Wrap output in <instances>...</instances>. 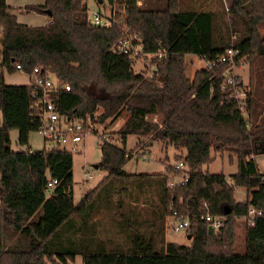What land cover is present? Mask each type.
Returning a JSON list of instances; mask_svg holds the SVG:
<instances>
[{"label":"trees","instance_id":"1","mask_svg":"<svg viewBox=\"0 0 264 264\" xmlns=\"http://www.w3.org/2000/svg\"><path fill=\"white\" fill-rule=\"evenodd\" d=\"M38 1L25 10L50 12V24L42 27L19 23L7 0H0V264H63L78 256L84 264H253L247 250L237 251L235 240L237 226L244 222L245 243L264 246V174L256 162L264 154V131L253 124L254 100L250 93L248 115H244L222 90L230 65L213 71L205 67L190 79L186 60L195 56L216 61L229 48L239 52L237 66L264 58V37L259 30L264 24V0H231L221 12L186 10L180 0H165L163 10L132 0L123 25L111 29L91 27L87 5L81 0ZM124 29L140 37L145 54L166 53L162 61L147 60L158 66L152 77L135 74L133 59L113 51ZM36 68L40 73L34 75ZM5 71L24 73L31 84L7 85ZM49 72L71 87L70 92L54 97L61 117L89 118L104 125L127 114L117 133L121 146L108 141L101 145L98 169L107 172V177L79 204L73 193L74 153L12 149V130L19 133V147L28 146L30 135L38 130L39 121L31 110L35 78L44 82ZM89 85L104 90L105 95L88 94ZM155 116L158 122L149 120ZM130 136L153 137L185 151L176 159L185 164L187 180L169 186L171 174L182 175L175 167L154 177L126 174L124 168L133 157L126 148ZM223 152L238 159V173L231 183L222 174L203 171L213 161L212 153ZM51 179L59 185L48 190ZM130 186L148 193L145 204L155 202L150 194L156 193L159 205L154 207L159 208H154L148 223L154 232L141 231L136 211L131 209L130 217L121 214L118 226L125 238L117 244L98 228L113 203L123 205L124 196H131ZM237 188L247 190L246 201L236 200ZM205 204L212 216L224 222L212 236L204 220ZM251 211L256 213L253 224L248 222ZM5 212L13 230L28 241L29 250L5 249ZM176 215L189 220L186 234L192 245L163 240L159 247L158 233H163L166 218Z\"/></svg>","mask_w":264,"mask_h":264},{"label":"rangeland","instance_id":"2","mask_svg":"<svg viewBox=\"0 0 264 264\" xmlns=\"http://www.w3.org/2000/svg\"><path fill=\"white\" fill-rule=\"evenodd\" d=\"M231 0H227L230 4ZM38 0H7L8 5L13 9V13L17 16L18 22L33 27L45 26L46 21L49 20V16L38 14L35 12H27L25 7L40 3ZM141 4L146 3L149 8L165 9L167 3L165 0H140ZM182 7L186 10L189 9V0H180ZM104 6L98 5L94 0H89L88 9L89 14L101 11L103 14L109 13L113 7L108 5V0H104ZM115 10L120 13V19L122 18V8L119 5H115ZM191 10V9H189ZM125 30V29H124ZM260 34L264 37V24L259 28ZM128 32V31H127ZM1 33V31H0ZM133 34V33H132ZM1 36V34H0ZM187 76L193 79L195 73L206 67L204 60L195 56H188L186 60ZM135 74L144 73L147 77L151 76L152 70L147 63L143 61H136L133 65ZM1 74V71H0ZM234 76L240 81L241 89L243 92L251 93L254 100L253 108V124L259 127V131H264V58H255L253 62L243 61L240 66H237L233 71ZM4 82L10 86H27L31 84V78L21 72L9 73L5 71ZM54 80V78H52ZM90 95L102 96L105 95V91L97 88L95 85H89L85 88ZM100 115L97 112L94 115L96 118ZM248 115V114H247ZM247 117V116H246ZM127 119V114L124 113L114 123L111 124V120L107 121L104 125L95 124L94 130L96 133L90 134L84 137V149L79 153H74V202L79 204L84 197L96 188L108 175L107 172L95 168L101 163V145L103 141L108 138L117 146H121L118 131L122 128ZM149 120L158 122L159 117H150ZM2 126V115L0 114V127ZM19 133L17 130L10 132V139L12 141V149L14 151H41L45 148V140L38 132H33L30 135L29 145L26 147H19L17 144ZM127 151L132 153V159L127 163L124 170L126 174L133 176H157L168 174V167H175L179 162L176 156L181 153L185 155V151H177L174 146L170 145L166 141L155 140L151 138L138 139L135 136H130L127 140ZM213 161L203 167L204 172H208L212 175H224L229 182H232V176L238 173V159L231 152L212 153ZM259 171L264 174V154L257 156L256 159ZM181 176L170 175V182L179 184L183 179V172ZM173 175V176H172ZM133 186H130L132 191L131 196L125 195L124 203H113V210L104 215L103 222L99 225L98 231L105 238H111L115 240L117 244H123L125 233L119 229V222L122 213H125L128 217L132 215V210L136 211V216L140 221L141 231L145 234H152L154 232L153 227H149L148 223L152 220L153 210L155 205H159L156 193L150 194V199L155 202H148V193L134 190ZM235 198L238 202H244L247 199V190L243 188H237L235 192ZM118 200V197L115 198ZM122 205V208L120 206ZM116 219V222L112 220ZM3 242L5 249L14 251L29 250L28 241L24 239L20 234L16 233L10 226L7 213L3 216ZM167 218L164 222L163 233H158V243L161 247L162 241L165 243H175L178 245L191 246L192 241L188 239L186 232L175 233L168 228ZM244 223V222H242ZM245 226L241 223L238 225L236 231L235 246L239 253L247 250L250 259L253 264H264V246L257 243L249 246V243H245ZM246 245V247H245ZM47 264H52L46 262ZM63 264H84L83 258L78 256L73 262L68 261Z\"/></svg>","mask_w":264,"mask_h":264},{"label":"built area","instance_id":"3","mask_svg":"<svg viewBox=\"0 0 264 264\" xmlns=\"http://www.w3.org/2000/svg\"><path fill=\"white\" fill-rule=\"evenodd\" d=\"M84 4L87 5L89 0H81ZM96 4L104 6V0L102 3H99L98 0H94ZM132 0H113V3L108 5L112 6L113 9L107 13L103 14L101 11L94 12L89 14L88 9V24L91 27H97L102 29H111L115 25H123L124 15L127 12V7L130 6ZM115 5H119L122 8V18L120 19V13L115 10ZM137 5H141L140 0L137 1ZM123 35L115 45L113 51L123 53L128 55L136 61H143L151 67L152 74L149 77L157 72L158 66L155 64H150L147 62L148 59H158L162 61L166 58V53L158 52L156 54H145L143 46L140 44L141 39L137 34H130L126 30H123ZM239 55V52L235 51L233 48H229L224 52V54L216 61H205L206 68L210 71L217 69L221 65H230V68L227 69L224 73L225 83L222 88L223 91L230 94V98L235 100L239 105L240 109L243 111L244 115L248 114L249 106L248 95L241 89L240 81L234 76L233 71L236 68V57ZM20 66H17L18 70ZM40 69L36 68L34 70V75L39 74ZM54 78V80H52ZM35 84L37 86L36 90L33 93V104L31 106L32 114L39 121L38 134L43 137L45 140L46 151H51L58 149L61 151L79 153L84 149V137L90 134L96 133L94 130L93 119L87 118L84 121H71L65 117H61L57 107L54 102V97L63 92H70L71 87L63 83L55 74L47 73L44 82H41L35 78ZM104 141L111 142L108 138ZM33 151L31 150L30 153ZM186 166L183 162H179L175 166V170L179 172H184ZM187 175V174H185ZM187 179L183 177L182 182L184 183ZM59 185L57 179H51L47 184V189L52 190ZM175 183L170 182V187L174 186ZM206 209V214L204 220L209 224V228L214 230V233H217L224 226V222L221 217H214L211 215L209 207L207 204L204 205ZM261 215L260 212L257 213ZM256 213L251 211L249 214L248 222L253 224ZM168 228L173 230L175 233L186 232L190 228V222L188 219L183 216H173L167 219Z\"/></svg>","mask_w":264,"mask_h":264},{"label":"crops","instance_id":"4","mask_svg":"<svg viewBox=\"0 0 264 264\" xmlns=\"http://www.w3.org/2000/svg\"><path fill=\"white\" fill-rule=\"evenodd\" d=\"M230 4H228L227 0H189V9L202 12L204 10H211V11H223L224 7H228ZM188 9V10H189ZM48 16V15H47ZM50 24V17L49 20L46 21V24ZM245 226V223H241V225ZM238 229V226H237ZM236 229V231H237ZM249 246L252 244H255V242H248Z\"/></svg>","mask_w":264,"mask_h":264},{"label":"water","instance_id":"5","mask_svg":"<svg viewBox=\"0 0 264 264\" xmlns=\"http://www.w3.org/2000/svg\"><path fill=\"white\" fill-rule=\"evenodd\" d=\"M99 1V3H102L103 2V0H98ZM48 15H49V17H51V13L50 12H48ZM262 153H264V148L262 149V151H261ZM95 168H97L98 169V166H95ZM209 235H214V230L212 229V228H209ZM188 239H190V237L188 238Z\"/></svg>","mask_w":264,"mask_h":264}]
</instances>
